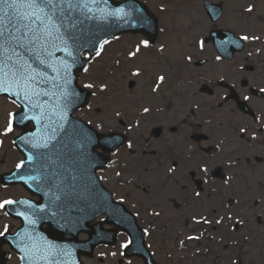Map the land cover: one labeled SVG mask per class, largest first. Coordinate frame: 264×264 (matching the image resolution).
I'll list each match as a JSON object with an SVG mask.
<instances>
[{"label": "rangeland", "instance_id": "374dc122", "mask_svg": "<svg viewBox=\"0 0 264 264\" xmlns=\"http://www.w3.org/2000/svg\"><path fill=\"white\" fill-rule=\"evenodd\" d=\"M162 18L161 25L164 26L165 16ZM177 23L178 21L172 22L173 25ZM139 38L127 36L112 42L104 47L99 57L90 62L88 71L82 74L79 84L83 87L94 84L91 88L92 95L86 109L76 114L101 133L117 131V113L122 120L135 116L134 124L143 123L139 136H134V126L130 131L126 127L125 131L130 141L136 144L146 136L151 123L162 122V119L149 121V115H142L146 107L152 105L151 112H155L163 106L148 101L145 94L147 88L151 83L154 84L157 89L155 91L165 99L175 91L172 89L170 93H165L166 82H170L166 76H171V80L181 76L164 56L154 53V49L147 52L146 48H141ZM150 55L152 58H149ZM143 56L145 57L141 62L140 58ZM151 60L154 62L151 63ZM161 76L164 77L163 81L159 79ZM131 80L135 82V87L129 90L128 83ZM117 94H121L120 100H117ZM147 95L151 96L150 91ZM152 98L154 102L161 101L155 95ZM12 109L9 102L0 99V126L6 122L7 113ZM254 156L264 157V148L256 147L253 154L244 153L239 148L231 160L235 167L229 168L231 173L227 176L228 181L212 183L208 187L212 191L211 195L201 194L197 200L183 203L174 210L167 201L163 203L159 211L162 217L159 224L163 226L152 225L149 231V243H152L158 264H264V226L256 223L257 217L264 220V210L250 208L256 199L255 189L261 181L264 182V161L262 164H255ZM104 179L106 185L113 190L112 179L108 180L106 176ZM114 192L119 196L124 188H119L118 193L114 186ZM228 199H233V206L227 205ZM149 202L142 200V207L148 209ZM205 218L210 223H204ZM217 220L221 223H216ZM236 223L240 225V229L234 233L232 227ZM142 226L147 228V222ZM205 233L208 238L201 240L200 237ZM189 236L198 239L190 240ZM124 243L125 237L119 236L115 247L99 248L94 259L86 264H117L116 260L113 261L112 254L116 253V257L120 259L124 249L121 245ZM204 248L209 250L208 254H205ZM122 264H139V261L129 260Z\"/></svg>", "mask_w": 264, "mask_h": 264}, {"label": "snow or ice", "instance_id": "6c2138e0", "mask_svg": "<svg viewBox=\"0 0 264 264\" xmlns=\"http://www.w3.org/2000/svg\"><path fill=\"white\" fill-rule=\"evenodd\" d=\"M99 2L100 0H0V92L12 95L15 99L21 100L22 104H26L30 111L39 110L40 113L39 116L24 115L22 119H43L51 110L63 120V113L68 104L77 96L75 90L70 87L68 73L71 66L79 60V49L90 39L87 35V23L103 20L108 16H120L123 12V9H119L116 12L98 14L93 11V5L98 6ZM247 11L251 12L253 9L249 7ZM241 39L248 40L249 37L242 36ZM107 43L106 40L103 42ZM147 43L144 41L145 46ZM103 44L99 45L101 50ZM73 50H76V55L73 54ZM93 51L97 57L101 55V51L96 50L95 46ZM58 53H62L63 56L57 55ZM34 64L43 66L45 70H40ZM84 71L87 72L88 69L85 68ZM159 79L163 81L164 77L161 76ZM84 87L91 89L94 84H86ZM261 91L264 92V89ZM148 111L147 107L144 108L145 113ZM14 120L15 114L9 113L5 134L14 130ZM240 131L244 132L245 129L241 128ZM128 147L131 148L132 144L129 143ZM23 165L24 161H21L17 168ZM203 171L207 172V169ZM195 195L199 197L201 193L196 192ZM54 198L60 199L55 194ZM15 203L16 201L8 199L0 201V210H5L7 215V206ZM29 208L31 209V205ZM35 213L36 210L32 209V214ZM16 215L31 226L36 223L25 212H17ZM156 215L160 213L157 212ZM203 222L210 223L206 218ZM216 223L219 224L221 221L217 220ZM7 233L8 226L5 225L4 230L0 231V237ZM188 239L198 237L189 236ZM15 241L20 251L24 253L20 257L21 260H47L56 250V246L52 244L37 247L28 232L18 234ZM131 243L132 241H128L121 247L127 248ZM56 254H60L59 251H56ZM112 255L115 256L116 253Z\"/></svg>", "mask_w": 264, "mask_h": 264}, {"label": "flooded vegetation", "instance_id": "af4514ba", "mask_svg": "<svg viewBox=\"0 0 264 264\" xmlns=\"http://www.w3.org/2000/svg\"><path fill=\"white\" fill-rule=\"evenodd\" d=\"M201 0H193V3H199ZM209 3H220L222 9V16L217 22H212L209 17L204 21L206 27L213 30L226 29L230 30L236 37L248 36V40H243V48L238 53L234 54L233 60L226 62L225 67L216 72L213 68L212 71L207 69V76L200 78L196 76L186 82L185 88L182 91V95L187 101L191 99H197L200 96H205V92H211L210 98L217 99L221 93L225 96L223 102L218 103V107L226 106L237 111L236 118L241 122L235 125L236 132L231 135L233 140L243 141L246 152L253 154L257 146L258 140L261 146H264V0H206ZM204 2V3H206ZM228 2H238V10H246L251 7L253 11L249 14H256L257 24L259 26H227L229 21L223 18L224 6ZM203 3V4H204ZM202 4V5H203ZM244 19L243 22H246ZM252 37H257L253 39ZM211 45V44H209ZM202 66L200 69L206 68ZM217 81L215 82V79ZM204 79L211 80L212 82L204 83ZM237 97L239 101L246 105L243 112L238 111V106L235 100L230 99ZM248 97V99H245ZM175 104L174 109L169 113L168 117H165V124L168 122H174L177 125V118L180 115V105L178 100L173 101ZM244 128L245 131L241 132L240 129ZM172 132L177 133V127L173 128ZM227 129H232L230 124H227ZM144 151L140 154L143 156ZM263 154V153H262ZM264 161L262 156H254L253 162L260 164ZM157 165V164H156ZM174 173L176 176L183 178L186 171L182 163L177 161L173 162ZM261 208H264L263 206ZM259 221V220H258ZM10 230H14V226L10 227ZM16 264H20V261L16 258Z\"/></svg>", "mask_w": 264, "mask_h": 264}, {"label": "water", "instance_id": "95a60500", "mask_svg": "<svg viewBox=\"0 0 264 264\" xmlns=\"http://www.w3.org/2000/svg\"><path fill=\"white\" fill-rule=\"evenodd\" d=\"M104 4H108L112 8L114 7V5L109 1H107ZM99 9H100V4H98V6L93 5V11L98 13V14H102ZM142 17L145 20L149 19V16L146 13H143ZM103 20L89 21L87 23V29H88L87 35L90 37V39L85 44V46L83 48L79 49V60L76 64H73L71 66V69L68 73V76L70 79V87L75 90V92L77 93V96L72 100V102H70L68 104L67 109L63 113V116H64L63 120H61L59 118V115H57L54 111H52V115H55L58 118V122H59L60 127H61V128L55 129L56 132L54 133L55 135H54V138L52 140L57 142L60 138V136L58 135L57 132L64 131L67 138L72 137V138L81 140L82 145L86 151V160H87V194L86 195H87V200H88V206H87L86 212H87V215L89 218L92 216L94 218L98 213L102 212L99 209L96 210V208H99L96 205V200L98 198L103 203H107V201H108V198L106 196L103 197L100 194V193H102V194H104V193L99 186V181L95 177V169H96V167H98L97 163L99 162L100 155H97L94 152V149L100 148L103 146V144L105 145V144L110 143V142L112 144L110 147V150L114 149L118 145V136L111 135V136H105L104 137V136L98 135L94 130H92L86 124H84L78 120L73 119L71 117V114L75 110L84 107L86 102H87V99L90 95L87 91H83L76 86L77 75L75 72L81 71L84 68L85 63H86V60L85 61L81 60V54L83 52H87L88 55L94 54L95 53V51H93L94 46H95L96 50H98L99 45L103 41L109 39L110 37H112L114 34L117 33V32L114 33V29H111V28L107 27V25L105 23H102ZM105 20L110 21L111 19L106 18ZM141 30H143L142 24H141V27L137 28V30L134 32H140ZM122 31H125V30H122ZM73 54L74 55L77 54L76 50H73ZM57 55L63 56L62 53H58ZM69 63H71L70 60H69ZM34 66H38V65L34 64ZM38 67L40 68V70H45V69H43V66H38ZM49 74L54 75V73H49ZM0 95L7 96L8 98H10L12 100L17 101V99H15L12 95H10L8 93L0 92ZM49 103L51 104L52 102L50 101ZM24 107L28 108L27 105H25ZM52 115H51V117H52ZM50 121H51V118L49 120H47V124ZM60 171L63 172V168H61ZM99 191H100V193H99ZM102 208H103V212L107 213L110 217V220L108 221V223H111V222L114 223L115 227L119 230H124V229L127 230L133 236V238H134L133 242L134 243L137 240L135 237L136 235L139 238L138 243L142 242L141 233L136 231L137 232V234H136V232L133 229H131L130 227L125 225L126 221H128L129 224H131L130 218L127 214H126L127 216L123 215V213H121V211L116 206H112L110 208H106V207H102ZM117 212L119 213L118 219H117ZM120 216H122L123 219ZM96 229H97V232H95V233L91 232V235L93 236L94 244L101 242L99 239V235H96L97 233L100 232V225L97 226ZM40 232H42L41 229H40ZM43 234L45 236L49 235L48 233H43ZM130 234H129V236H130ZM51 241L54 243L53 238H51ZM72 241L75 243L74 240H72ZM56 243L58 245H61V242L59 240H56ZM105 243H107V242H105ZM141 249L142 248L139 246V250H141ZM130 254H128V255H130ZM133 254H137V253H133ZM63 255H65V254H63ZM38 262H39V264H64L62 257L58 258L56 251H55V261H54V255L52 254L51 257H49L47 260H38Z\"/></svg>", "mask_w": 264, "mask_h": 264}]
</instances>
